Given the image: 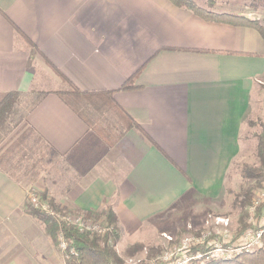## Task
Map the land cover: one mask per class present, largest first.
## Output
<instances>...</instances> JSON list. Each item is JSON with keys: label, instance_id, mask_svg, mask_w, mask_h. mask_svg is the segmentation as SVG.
Instances as JSON below:
<instances>
[{"label": "crops", "instance_id": "obj_1", "mask_svg": "<svg viewBox=\"0 0 264 264\" xmlns=\"http://www.w3.org/2000/svg\"><path fill=\"white\" fill-rule=\"evenodd\" d=\"M46 59L81 91H113L158 147L132 128L81 169L72 149L91 128L56 93L69 87ZM137 71L138 87L122 89ZM258 84L264 38L253 27L206 20L170 0H0V94L21 92L28 112L5 148L9 130H0V264H66L26 207L41 181L68 209L112 205L121 240L136 242L149 228L172 225L170 211L193 188L216 195L238 158ZM30 144L39 147L32 166ZM68 155L79 177L61 190L62 180H48L52 170L40 165L48 158L59 166Z\"/></svg>", "mask_w": 264, "mask_h": 264}, {"label": "rangeland", "instance_id": "obj_2", "mask_svg": "<svg viewBox=\"0 0 264 264\" xmlns=\"http://www.w3.org/2000/svg\"><path fill=\"white\" fill-rule=\"evenodd\" d=\"M190 1H193L197 6L211 9L218 13L224 11L230 12L229 14L232 15L245 16L255 20L257 19V21L264 26V0H214L213 6L210 5L212 4V0ZM232 19H234V17H232ZM66 86L68 85L66 84ZM79 108L88 119L90 118V121H93L94 124H96V128H101V130L104 129L101 133L106 135V139L109 142L117 140L120 134L124 131L123 123L118 120L114 112L107 111L103 108L96 110L94 104L87 101H82ZM26 109V107L24 108L22 106L21 114H24ZM21 116L19 114L16 117L14 116V122L11 123L10 128L12 131L17 128L18 125L15 122H17ZM262 123H264V84H258L252 93L250 111L246 115L244 124L242 123V126H244L241 134L238 158L232 162L228 173L223 179L222 186L217 190L218 193H216V195L203 194L198 189L193 188L186 197L176 204L174 210L170 211L171 215L167 221L173 220V224L149 228L150 231H144L143 238H141L142 242L131 241L126 238L121 240L122 236L120 231L121 241L119 240L120 243L118 242L116 250L124 261V264H149L153 261L159 262L161 258L163 259L166 253L175 251V248L172 249V246H175V243L179 247L181 241L187 237L198 238L205 236V239L201 241V243L209 241V244L213 245L214 241H216L221 247L220 253L214 257L212 254L210 255L209 252L214 251L216 249L215 246L206 252H202L198 249L196 252H201L206 255V258L200 257L198 260L193 258L197 264H204L206 261L210 260L233 259L239 253H243V251L250 252L257 249L252 243H250V245L248 244L250 239H247V236L250 233L255 234L262 223V220H259V218L261 219L263 215V209L261 208L263 195L261 194L264 193V179L262 178L260 187H256L252 190L253 195L250 194L253 201L252 205L248 204L243 210L241 200L247 197L246 193L250 190L251 186L257 185V180L247 179L244 176L243 171L247 167L255 169L261 168L260 160L256 153L258 145L257 135L262 131ZM19 128L16 132L9 130L8 135L11 139H9L8 136L4 139V148L9 145L11 140L14 139L20 131H22V128H20L21 130ZM3 133H6V131H3ZM38 150L39 147L33 146L32 144L26 147L25 155L30 166L35 165L34 162L38 156ZM47 159L48 158H46L45 163L40 166H43V170L45 167L48 172L52 170L51 174H47L49 175L48 180L49 178L62 180L61 190H66L71 182L79 177V175L77 176L78 172L76 173L74 168H71L75 167V157L73 155L66 156L59 166L54 167L47 162ZM79 161L81 169H85L84 167L88 168V165L86 166V161ZM55 169L59 171L56 174L53 173ZM41 182L33 185L32 189L28 192L27 198H29L30 192L34 189L40 195L46 190ZM48 195L49 199L53 198L49 192ZM254 203L257 204V207L262 209L261 215L256 214L257 207H253ZM68 210V212H66L68 215H82L84 216L83 219L85 221L100 223L106 228L103 218L96 219L95 217H88L83 213H75L71 209ZM243 213H246V217L242 220ZM245 224L250 226V228H247L246 230L245 228L243 229ZM246 232L247 234L243 235ZM84 233L105 235L106 232L102 234L95 231H85ZM237 233H241L243 236L240 237V235L237 241L232 242ZM138 243H144L145 249L143 251L138 252L136 250L137 252L134 254L126 252L128 247H134ZM57 248L62 252L64 259H66L67 257L65 256L64 251L60 248V245ZM196 252H194L193 255H195Z\"/></svg>", "mask_w": 264, "mask_h": 264}, {"label": "trees", "instance_id": "obj_3", "mask_svg": "<svg viewBox=\"0 0 264 264\" xmlns=\"http://www.w3.org/2000/svg\"><path fill=\"white\" fill-rule=\"evenodd\" d=\"M175 5L186 7L192 10L197 15L201 16L206 20L226 22L231 21V23L237 25L249 26L257 29L264 38V26L257 21V19H250L245 16L232 15L228 13H218L212 11L211 9H205L204 7L197 6L193 1L190 0H170ZM214 0H212L211 6L214 5ZM234 17V19H232ZM18 32H20L29 42L31 46L37 49V46L16 26ZM245 54L246 53H238ZM47 63L54 70V72L62 79L64 83L69 86V89L66 90H57L60 96H62L72 107L87 121L91 128L86 137L82 139L75 147L72 149L73 153L77 155L79 160L86 161V166L88 168L93 166L99 159L107 154L109 149L113 147L118 139H120L125 132L135 128L138 129L152 144L158 147L157 143L153 138L142 128V126L130 116L126 110H124L118 103L113 99V91H100V92H88L81 91L68 77H66L49 59H46ZM140 71V70H139ZM139 71L133 74L123 85L122 89L129 90L135 89L138 86L135 85L134 80L138 75ZM33 92V91H32ZM50 91H45L39 93L35 98L33 105L29 107L28 111L34 108ZM22 93L19 91H13L8 93L0 94V130H10L11 123L14 122V116H21L20 119L15 122L17 125L25 118L28 112L25 111L24 114H21V106L23 104ZM73 100V101H71ZM82 101H87L94 104V108L98 110L103 108L107 111L114 112L124 125V131L120 134L117 140L109 142L106 139V135H103L101 130L96 128V124L93 121H90L82 112L79 106H81ZM79 105V106H78ZM27 110V109H26ZM253 124V123H252ZM262 125V131L257 135L258 145H257V157L260 160L261 168H251L247 167L243 171L244 176L247 179L257 180V185L251 186L250 190L247 191L246 198L241 200L243 210L246 206L252 205L253 201L250 196L252 190L256 187H260L262 178L264 179V123ZM106 133V130H105ZM107 143V144H106ZM87 169L86 167H84ZM253 195V194H252ZM41 198L43 201H47L50 210H43L41 208L35 207L32 205L28 198L26 207L31 215L38 218L45 227L47 234L50 236L51 240L58 247L59 240L58 236L60 233L71 242V246L76 249V253L69 258L65 259L66 264H124V261L121 259L120 255L116 250V246L120 240V228L118 225V215L114 210L112 205H107L99 210H89L82 211L80 209L73 210L75 213H83L88 217H95L96 219L103 218L106 225L105 235H100L97 233H84L77 228L76 225L71 224L70 222L64 220V217L67 215L68 208L58 205L54 202L52 198L49 199L48 192L45 190L41 193ZM264 213V205H261ZM260 207L256 208V214L261 215ZM68 210V211H67ZM246 217V213H243L242 220ZM250 228L248 225H244L243 229ZM264 228V225L261 227ZM243 234V233H242ZM241 233H237L235 242ZM242 236V235H241ZM240 236V237H241ZM262 243L257 249L239 253L233 259H224V260H210L206 261L204 264H264V229L262 235ZM205 242V243H204ZM203 243H196L192 246V253L200 249L202 252H206L209 249H212L214 246L209 244V241H204ZM174 243V242H172ZM145 249L144 243H138L134 247H128L127 253L134 254L135 252H141ZM137 250V251H136ZM205 257V255H204ZM196 261H191L190 264H197Z\"/></svg>", "mask_w": 264, "mask_h": 264}, {"label": "built area", "instance_id": "obj_4", "mask_svg": "<svg viewBox=\"0 0 264 264\" xmlns=\"http://www.w3.org/2000/svg\"><path fill=\"white\" fill-rule=\"evenodd\" d=\"M261 195H263V200H262L263 203L262 204L264 205V193H262ZM258 199H261V198H258ZM28 200L35 207L41 208L43 210H50V206H49L48 202L43 201L40 194L38 192H36L35 189L30 192ZM253 207L256 208L257 204L254 203ZM71 217H74V218H71ZM83 218H84V216H82V215H79V216L68 215V213H67V215L64 217V220L70 222L71 224L76 225L77 228H79L80 231H82V232L95 231V232L102 233V234L106 232V228L103 227L100 223L88 222V221H85ZM259 220H262L261 225H264V213H263L261 219L259 218ZM261 225L255 234L254 233L248 234L247 239H250V241L248 243L249 245H250V243H252L254 245V247H259L261 245V243H262L261 238L263 235V229L261 228L262 227ZM252 232H254V231H252ZM246 234H247V232L243 235H246ZM204 239H205V236H201L198 238L187 237L181 241L179 247L176 245V243H175V246H172V249L175 248V251H171L169 253H166L164 255V257L162 256L163 259L161 258L159 262L153 261L149 264H190L191 261H193V258L198 260L200 257H204V254H202L201 252H196V254L193 255L192 250H191L192 246L194 244L200 243ZM58 240H59L60 248L64 251V254L67 258L76 253L75 248L73 246H71V243L63 236L62 233L59 234ZM213 246H215L216 249L212 252H209V253H210V255L212 254V256L214 257L215 255H218L220 253L221 247L219 246V244L216 241H214ZM245 247H247V246H245ZM245 247H241V248H245ZM210 255H209V257H210ZM204 258H206V255Z\"/></svg>", "mask_w": 264, "mask_h": 264}]
</instances>
